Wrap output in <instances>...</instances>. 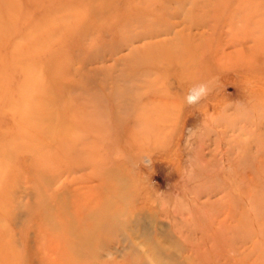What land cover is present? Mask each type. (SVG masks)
<instances>
[{"label": "rangeland", "instance_id": "374dc122", "mask_svg": "<svg viewBox=\"0 0 264 264\" xmlns=\"http://www.w3.org/2000/svg\"><path fill=\"white\" fill-rule=\"evenodd\" d=\"M0 264H264V0H0Z\"/></svg>", "mask_w": 264, "mask_h": 264}, {"label": "clouds", "instance_id": "9594fccd", "mask_svg": "<svg viewBox=\"0 0 264 264\" xmlns=\"http://www.w3.org/2000/svg\"><path fill=\"white\" fill-rule=\"evenodd\" d=\"M210 90L208 83H198L189 89L185 96V101L189 105L197 104L201 99L208 95Z\"/></svg>", "mask_w": 264, "mask_h": 264}, {"label": "water", "instance_id": "95a60500", "mask_svg": "<svg viewBox=\"0 0 264 264\" xmlns=\"http://www.w3.org/2000/svg\"><path fill=\"white\" fill-rule=\"evenodd\" d=\"M190 88H191V87H190ZM190 88H188V91H189ZM146 161H147V160H146Z\"/></svg>", "mask_w": 264, "mask_h": 264}]
</instances>
